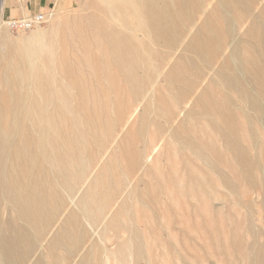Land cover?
I'll return each mask as SVG.
<instances>
[{"label": "bare ground", "instance_id": "6f19581e", "mask_svg": "<svg viewBox=\"0 0 264 264\" xmlns=\"http://www.w3.org/2000/svg\"><path fill=\"white\" fill-rule=\"evenodd\" d=\"M92 8L97 14L65 22L59 36L50 40L54 51L31 80L35 96L16 116L15 125L9 123L8 112L0 115V193L12 203L10 218L0 224V257L5 263H27L35 247L28 228L47 237L67 209L60 189L74 190L70 181L78 186L96 167L102 152L87 139H95L98 147L105 144L113 128L110 116L124 120L143 103L141 127L128 133L119 158L130 176L150 160L161 161V168H149L141 177L150 179L148 201H140L147 210L159 195L161 212H169L174 191L176 197L202 199L210 212L207 219L212 221L216 212L224 218L222 210L210 206L214 176L232 195L242 187L264 195V125L248 112L252 107L264 120V0H98ZM3 26L0 20V30ZM234 28L243 34L232 46ZM17 58L26 66L40 59V52L20 50ZM21 77L19 85L30 83ZM17 102L24 107L22 96ZM168 189L173 191L167 194ZM93 197L82 212L97 223L110 209L111 198L109 192ZM110 226L115 233L127 231L116 218ZM217 227L206 232L215 242ZM246 231L256 241L241 240L230 252L233 249L246 264H264V243L257 241L264 232L255 233L250 222ZM84 236L80 216L70 213L55 235L69 242L51 245L49 255L56 263L65 262L58 251L77 249ZM127 249L126 243L119 247V264H129ZM133 261L140 264L139 259Z\"/></svg>", "mask_w": 264, "mask_h": 264}, {"label": "rangeland", "instance_id": "374dc122", "mask_svg": "<svg viewBox=\"0 0 264 264\" xmlns=\"http://www.w3.org/2000/svg\"><path fill=\"white\" fill-rule=\"evenodd\" d=\"M96 1L98 0H55L52 4L47 5L41 11V14L46 16L45 23L39 28L29 32L12 33L5 26L2 27L0 30V73H2V78L0 77V115L3 112H8L9 123H13L15 125L17 122L16 116H18L21 112H25V109L31 104L30 98L35 96L31 80L35 78L38 70L45 68L48 56L54 51L49 44L50 40L59 36L60 31L66 24L65 22L79 20L78 18L80 16V19H86L88 16L90 17L97 14L98 11L92 8L93 3ZM216 2L217 0H215V3ZM100 5L105 6L104 4ZM33 15H26L24 18H28ZM9 19L21 18L18 16H13L11 18L4 16L2 21L5 22ZM233 30L235 37L232 46H235L238 41L237 37L241 36L243 31L239 35L237 28H234ZM22 44L25 45L26 48H24ZM18 45L19 47H17ZM29 48L31 50H38L40 52V59L27 63V67L25 65V67L23 65L21 66L18 62L17 53L20 50ZM14 63L17 64L15 65ZM235 64L236 66L238 65L237 60H235L234 65ZM5 66H7V68H5ZM19 67H21L20 70ZM21 75L27 78L30 83H27L24 86L19 85L22 78ZM212 77L214 76L212 75ZM21 96L24 98L23 108L19 107L17 102ZM3 97L7 98V104H5ZM190 107L191 104L188 106V109ZM143 110L144 103L138 107L134 114H132L133 116L131 115L130 117L128 115L129 117L126 116L124 120H116L115 115H111L110 118L113 128L112 131L107 134L105 144L99 145L98 147L95 139H87V143H89L88 145H90V147L94 150H100V152H102L99 156L100 160H98L96 167H93L88 171L89 173H87L85 179L78 186L75 185L73 181H70L69 184L74 188V190L60 189V192L66 201L67 209L60 217V222L58 221L54 225L47 237L40 238L35 230L28 228V233L32 236L35 247L26 264H119L115 259V255L117 254L119 247L125 243L128 245L125 256H127L129 264H134V259H139L140 264H246L238 253L234 252L233 249H231L232 252H230L229 249L230 247L232 248L237 245L241 240L252 242L256 241V238L248 234L246 231L247 224L249 222L252 224L255 233L258 234L260 232H264V195L243 187L241 188L242 192H239L238 195H232L228 190L224 188L221 189V184L218 178L214 176L215 193L213 200L210 201V206L213 209L215 208L216 211L222 210L221 214L224 213V218L221 217L223 215L220 216L219 213L216 212L212 221L210 220L211 218L207 219L210 217V212L206 209L205 203L203 205L205 208H203L202 199L201 204V200L197 197L195 198L188 195H185L186 197L183 195H177L176 197V195H174L175 192L171 189L167 190V194L170 193V191H173L172 194H169L171 195V200L173 201L169 212H161L162 207L158 200L159 195H156L157 198H154V204L151 206L152 209L148 208L149 210H147V208L140 203V201L147 202L148 197L146 194H150L152 192H149L150 187L147 185L150 182V179H148V177L146 178V176H143V179L141 178L142 175H145L146 170L149 168L153 171L161 168L162 163L161 161L154 162L150 160L141 170H138L134 176H130L125 171V160L120 159L119 156L123 148V143L129 138L127 137L128 133L141 127L140 116ZM248 112L259 118L260 122L258 121V123L260 126L264 125V120H262L261 116L258 115V112L256 113L252 107L248 109ZM114 121L115 123L117 121V123L115 124ZM0 130V134L2 135L1 125ZM140 146L141 144H139V147ZM155 156L156 155H154V157ZM111 158L116 159L112 160ZM108 161L111 162V164ZM173 162L174 160H171V165H175V162ZM0 174L2 178L1 152ZM128 177H130L131 180ZM260 177L264 179V174ZM132 178L135 179L132 181ZM232 181L238 184L235 179H232ZM151 189L157 192L155 187H151ZM122 191L125 192L123 193ZM102 192H109L111 207L109 209L110 211L108 210L106 212L103 219L96 223L88 213H83L82 210L83 207L88 208L89 204H91L94 200L93 196ZM119 193L122 195L120 198ZM222 196H226L227 200H221ZM174 197H176V199H174ZM190 197L192 201L190 200ZM215 197H219V199H214ZM6 198L7 197H4V195L2 197L1 192L0 224H2V219L7 221L10 218L8 212L12 209V203L9 198H7V200ZM194 198L198 202L194 200ZM185 199L188 203L185 202ZM175 202L179 204H174ZM191 202L193 203L191 204ZM175 207H177V210ZM195 208L197 212H193ZM197 208L200 210L199 212ZM189 209L192 210H190V213L192 212L191 214L188 212ZM203 212L206 214V219L203 217ZM70 213L80 216L81 227L85 235L84 241L77 249L76 247L73 248L71 246L61 248L58 251V255L59 257L66 259L63 263H56L49 255V249L51 245H59L60 243L65 244L69 242V239L66 238H59L58 240L55 238V235L60 232L63 221ZM150 214L152 218L149 217ZM162 214L165 218L164 222H162ZM147 217H149L151 221ZM115 218L119 223L126 226L127 231L119 233H115V231H113V228L110 226V221ZM212 222L215 224L213 225ZM20 223L25 227V229L28 227L23 221H20ZM217 224L219 228L217 227ZM212 226L217 227L219 230L216 242L208 239L209 236H207L206 233L209 229L213 228ZM116 234L117 236L115 237ZM131 236L135 237H133V240L129 242V238ZM258 237L257 241L264 243V237ZM0 264L8 263L2 261L0 257Z\"/></svg>", "mask_w": 264, "mask_h": 264}, {"label": "crops", "instance_id": "0c3cea01", "mask_svg": "<svg viewBox=\"0 0 264 264\" xmlns=\"http://www.w3.org/2000/svg\"><path fill=\"white\" fill-rule=\"evenodd\" d=\"M55 0H0V20L4 16L20 18L26 15L41 13V11Z\"/></svg>", "mask_w": 264, "mask_h": 264}, {"label": "built area", "instance_id": "2783aa9c", "mask_svg": "<svg viewBox=\"0 0 264 264\" xmlns=\"http://www.w3.org/2000/svg\"><path fill=\"white\" fill-rule=\"evenodd\" d=\"M45 21L46 16L39 13L28 18L6 20L4 26L12 33H24L39 28Z\"/></svg>", "mask_w": 264, "mask_h": 264}]
</instances>
